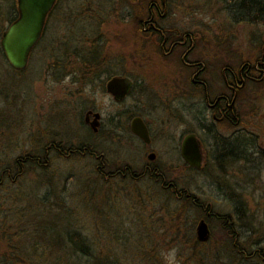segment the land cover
Segmentation results:
<instances>
[{"label": "rangeland", "instance_id": "374dc122", "mask_svg": "<svg viewBox=\"0 0 264 264\" xmlns=\"http://www.w3.org/2000/svg\"><path fill=\"white\" fill-rule=\"evenodd\" d=\"M186 1L182 6L195 5L196 11L179 9L177 20L192 27L200 23V44L193 55H200L205 63L202 76L213 96L224 88L223 66L236 69L242 59L252 61L258 56L264 23L239 20L231 7L236 0ZM12 2L0 0L3 26ZM133 6V0H58L24 68H13L0 54V168L13 165L24 150L35 151L53 138L89 144L104 153L109 165L130 163L137 170L134 178L100 177L95 171L98 159L89 154L51 153L45 167L24 165L15 181L0 185L4 227L20 229L23 241L35 238L39 248L46 247L48 234L69 225L95 238L142 236L148 241L146 248L155 251L156 257H150L155 264H264L262 254H247L264 247L263 154L248 152L234 157L218 149L216 137L209 131L198 130L199 89L186 80L189 69H181L173 56H162L156 45L139 36ZM93 66L102 72H130L134 87L121 102L115 101L101 87L103 74L101 79L90 78V71H96ZM136 79H142L147 88L140 90ZM177 81L187 83L188 89L181 92L175 88ZM86 105H94L107 123L112 118L116 121L119 112L125 116V109L141 112L154 130L153 160L169 164L168 179L196 194L200 201L209 202L217 212L247 215L248 228H242L243 238L238 239L247 251L217 249L220 225L214 218L208 219L209 240L193 246L200 212L175 199L153 178L140 175L139 166L149 159L142 155L137 139L111 136L110 132L107 136L106 131L89 136L82 122ZM237 111L242 123L251 119L258 127L264 125V77L261 83L248 82L239 90ZM204 113V121L209 123L210 114ZM216 128L224 135L233 129L227 122L217 121ZM189 130L199 131L206 140L208 159L200 170L188 168L177 148V137ZM261 137L264 134L256 141L264 147ZM175 208L179 213L170 216ZM113 242L120 248L118 240ZM104 246L111 244L106 241Z\"/></svg>", "mask_w": 264, "mask_h": 264}, {"label": "flooded vegetation", "instance_id": "af4514ba", "mask_svg": "<svg viewBox=\"0 0 264 264\" xmlns=\"http://www.w3.org/2000/svg\"><path fill=\"white\" fill-rule=\"evenodd\" d=\"M57 1L58 0H56L53 3V5L46 14L42 33L38 41H40L45 29L49 25V19L51 14L56 8ZM193 1L194 0H191L190 4H192ZM186 2H187L186 0H133L134 17L137 23L139 36L149 39L151 45H156L158 47L157 50H159L162 56L164 57L173 56L176 62L178 63V66L181 69L185 70L186 72L187 69H189L188 74L190 75L187 76L186 80L189 79L192 85L199 89V92H197V95L199 96L198 116H197L199 131L200 128L202 130L205 129L206 131H209L210 135L216 137L215 141H217L218 149L222 148L223 152H227L230 155H234V157L238 155L247 156L248 152L250 153L258 152L260 154H263L264 156V147L259 146L256 141L258 137L264 134V125L258 127L256 123L251 119H249V123H242L243 122L242 119L237 116L239 114L238 113L239 111H237L238 92L240 89L243 88V86H245L248 80L253 78L254 73L251 70V65H249L248 63L247 64L241 63L236 69H234L232 65L223 66L221 68L220 74H221V79L223 80L224 88L216 91L217 93L212 96L210 93V84L207 83L202 76V73L204 72V70H206L205 63L202 62V60L200 59V55L198 56L193 55L194 50L200 44V23L198 22L196 23L195 27H192L187 23H182L177 20L178 18L177 13L180 12L179 9H182V12L183 9L186 8L188 10L196 11L195 5L194 6L188 5L186 7L182 6ZM262 12L264 13V6L262 7ZM17 14H18V9L17 6L15 5V9L12 10V17L11 18L8 17L7 19L8 21L7 25L16 18ZM7 25L4 26V29L7 27ZM262 45L264 46V41L262 42ZM262 55H264V53H262ZM245 61H247V59H245ZM257 64H261L260 61H258ZM262 65H264V62L260 66ZM255 67L257 68V66ZM90 72L92 75H95V77L97 76V78L100 79H101V75L103 74L104 78L100 80L101 87L103 86L106 94L111 96V98L117 102H121L134 87L133 81L131 79V75L129 74L130 72L123 71L122 73H116V72L110 73L107 70L103 72L98 70L96 71L91 70ZM113 75H124L131 79V84L129 85L127 91L124 94L115 96L107 90L106 82ZM74 81L76 82L77 80H73V83ZM134 83L135 84L138 83V85H140L139 86L140 90H142L141 88H147L146 86L142 85L143 83L142 79L140 81H137L136 79ZM79 88H81V86ZM175 88H177L181 92H185L188 89V84L187 83L179 84L177 81ZM200 105L202 106L201 109H200ZM88 110H92V112L89 113L88 120H86L85 115H86V111ZM205 110L209 112L211 117L209 123H206L204 121V118L206 117V114L204 113ZM95 111L99 112L100 116L98 118L99 122L96 126V129H93L91 127L90 121L93 119V112ZM124 112H125V116L122 115L123 113L121 114V112H119L116 115L117 116L116 121L113 120L112 118L113 116H112L111 117L112 120L109 123H107L105 122L102 113L99 110H97V108L94 105H86L83 111L82 122L85 125L89 136H94L101 132L106 131L105 135L107 136L109 135L110 132L111 136L116 134L122 137L125 136L127 138L134 137L135 139H137V141L140 144V147L142 148V155H145L146 158L149 159L148 158L149 153H154V157H153L154 159L156 157V152L153 149H150L154 135L153 134L154 130L151 127V124L143 117L141 112L129 111L126 109L124 110ZM134 116H140L144 120L148 129V135H149L148 141L143 140L140 136H138L137 134L131 131L130 120ZM122 118H123L122 120L123 122L121 121ZM216 121L227 122L229 126L233 128L232 131L227 135L218 133L216 128ZM114 126H116V129L115 128L113 129ZM199 131L197 132L194 130L186 131L185 133H181L176 139V141L179 142L177 146L179 153H180L182 138L186 133L195 132L198 138L201 140L202 148H203V156H204L201 166L195 167L189 165L182 158L180 154L181 158L183 159V162H186L189 166L198 170H200L204 166V164L208 159V153H207L208 151L205 148L206 140L200 137ZM172 137H175V135H172ZM263 138L264 137H261L260 139L261 144L264 142L262 140ZM62 141L63 139L51 138V139H47L43 143V145L35 151L30 150L29 148L27 150H24L19 156L15 158L13 165L0 168V185L7 182V180L9 179L10 181H15L17 177L24 172L25 170L24 165L27 164L28 157L35 158L36 162L38 164H41V166L47 165L48 157L50 156L51 153H56L55 149L57 151L60 150ZM66 148H68L66 150L68 156L71 154H75L72 148L69 147ZM212 149H215V147H213ZM101 155L104 156V153H101ZM153 159H149V161L142 162L139 168L141 170H144L145 172H154V173H157L159 171L158 169L162 167L165 168V171L169 168V164L161 165L159 163H156L155 160ZM134 169L135 166L131 165L130 163L124 164V170H127L130 173L135 174L136 172L133 171ZM125 174L126 172L124 171L123 175ZM200 218L202 217H199L197 219V222ZM213 218L220 225L219 235L220 234L221 235L218 237L220 244L217 247V249L225 252L228 251L229 253L246 252L247 250L245 248L247 247L240 245L238 243V239L239 237L243 238L242 228H248L249 219L247 215H241L237 213L217 214V215H213ZM206 222L210 229V236H211L210 223L208 221ZM209 238L203 242H207ZM248 253L249 254L255 253L258 255L262 254L261 257L264 260V247L253 249V251L250 250L247 252V254Z\"/></svg>", "mask_w": 264, "mask_h": 264}, {"label": "trees", "instance_id": "16d2710c", "mask_svg": "<svg viewBox=\"0 0 264 264\" xmlns=\"http://www.w3.org/2000/svg\"><path fill=\"white\" fill-rule=\"evenodd\" d=\"M16 2L13 0L11 4V10H9L7 17H12V10L15 9ZM229 6H231L229 4ZM264 6V0H236V5L231 6L234 11L238 12L239 20H247L254 22H263L264 23V13L262 12V7ZM4 31V26L0 23V36ZM264 46L261 47L260 53L252 61H245L242 59L239 62V65L249 64L251 65V70L254 73L253 78L248 80V82L254 83L263 81L264 65L260 66L264 62ZM0 54L4 56V53L0 47ZM263 56V57H262ZM88 61V60H87ZM260 61L261 64H257ZM93 62V61H92ZM90 65V66H89ZM238 65V66H239ZM86 66L92 68L91 63H87ZM257 66V68L255 67ZM13 67V66H12ZM95 66H93L94 68ZM14 68V67H13ZM17 69V68H15ZM22 69V68H20ZM17 69V70H20ZM98 67H95L97 70ZM91 75L90 78H92ZM89 78V77H87ZM95 78V77H94ZM87 80V79H86ZM247 82V83H248ZM239 117V114L237 115ZM60 150L56 151L58 155L68 156L66 147L72 148L75 154H89L95 159H98V162L95 165V171L100 175V177H112L116 175L121 176H130L132 178L136 177V173H130L127 170H124V166L119 164H110L108 159L96 151L93 146L89 144H73L68 143V141H62ZM73 155V154H71ZM69 155V156H71ZM41 166L36 162V159L33 157L27 158V164ZM188 168H192L186 162H183ZM25 164V165H27ZM46 166V165H45ZM44 166V167H45ZM133 169V168H132ZM140 169V168H139ZM121 170V171H119ZM157 173L154 172H145L144 170L140 171V175H147L150 178H153L154 181L165 191L174 196L175 199L180 200L182 203H187V206L195 208L200 212L201 217L208 219L213 218V215L217 214H229L217 212L212 209V205L209 202H202L200 198L186 188L178 187L173 179H168L166 171L162 168L158 169ZM126 172L123 175V172ZM133 171L137 172L136 169ZM182 208V207H180ZM179 211L175 208L171 210L170 216L178 214ZM5 218L1 217L0 219V248L2 246L4 250L0 252V263L8 264H155L150 257H156L155 251L152 248H146L148 244L147 239L142 236L137 238H131L130 236L123 238L122 240L118 239L116 234H112L115 237L109 235V238L98 236L89 237L85 234H82L80 231L71 228L69 225L64 228L63 231L58 233L48 234L46 237V247L42 246L39 248L37 245L38 241L35 238L26 239V241L21 240V230L10 231L4 227ZM197 221L195 222V224ZM192 245L197 246L200 244V241L197 239L195 230H193ZM61 233V234H60ZM219 235V234H218ZM221 235V234H220ZM219 235V236H220ZM32 237V236H31ZM119 241L117 244L120 248L114 247L113 241ZM28 241V244L25 242ZM106 241L111 244V246H104ZM135 248H131V245ZM149 246V245H148ZM123 247V249L121 248ZM134 251V252H132ZM134 254V255H133ZM90 256V257H89ZM89 257V259H88ZM155 259V258H154ZM131 261V262H129Z\"/></svg>", "mask_w": 264, "mask_h": 264}, {"label": "water", "instance_id": "95a60500", "mask_svg": "<svg viewBox=\"0 0 264 264\" xmlns=\"http://www.w3.org/2000/svg\"><path fill=\"white\" fill-rule=\"evenodd\" d=\"M56 0H16L18 14L4 29L0 36V47L11 66L20 69L26 66L32 48L38 41L45 21L46 14ZM131 84V79L124 75H113L107 82V90L115 96L124 94ZM86 111L85 119L89 113ZM100 113L93 112L91 127L96 129ZM130 129L133 133L148 141V129L140 116L130 120ZM180 154L182 158L195 167L201 166L203 161L202 142L195 132L186 133L181 141ZM154 153H149L148 158L153 159ZM198 240L205 241L210 236V229L205 218H200L195 226ZM8 264V263H0Z\"/></svg>", "mask_w": 264, "mask_h": 264}]
</instances>
